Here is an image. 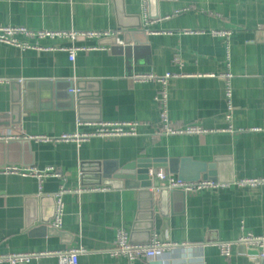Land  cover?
<instances>
[{"label":"crops","instance_id":"1","mask_svg":"<svg viewBox=\"0 0 264 264\" xmlns=\"http://www.w3.org/2000/svg\"><path fill=\"white\" fill-rule=\"evenodd\" d=\"M0 25L111 30L123 41L80 39L79 45L106 48L79 50L74 61L59 49L72 44L68 39H30L52 48L48 50L0 42V114L11 119L12 80L32 91L26 107L20 100V122L0 127V134L58 136L94 129L78 121L139 122L134 136L93 137L80 143L20 139L30 141L32 154L15 147L11 156L21 163L6 166L38 171L53 167L60 175L0 172V253L82 247L78 264H131L110 254L123 229L133 243L156 235L178 244L134 264H264L238 245L230 257L218 247L247 233L264 236V183H239L264 178V0H0ZM137 72L179 74L167 82L170 123L208 131L162 133L156 100L160 83L135 82L131 75ZM69 82L74 92L78 83L84 88L81 107H70L65 94ZM4 153L0 146V164ZM182 157L215 162L220 186L155 192L148 208L139 188L124 184L85 190L80 184L82 162L99 163L101 174H119L131 182L139 158ZM62 187L71 191L63 195L58 233L51 231L52 196ZM41 217L49 220L44 233L34 231L43 225ZM19 264L59 260L44 254Z\"/></svg>","mask_w":264,"mask_h":264},{"label":"built area","instance_id":"2","mask_svg":"<svg viewBox=\"0 0 264 264\" xmlns=\"http://www.w3.org/2000/svg\"><path fill=\"white\" fill-rule=\"evenodd\" d=\"M180 11V10H178ZM215 34L222 36H230L231 31L227 30H214ZM23 36L24 39H20ZM116 38V42L123 44L115 31L111 30H33L25 26H2L0 25V42L13 45L22 49L34 48V49H52L45 46H41L38 41L33 43L30 39H42V38H62L68 39L72 44L68 47H60L61 50H66L69 53V58L71 61L75 60L76 54L79 50H95V49H105L106 46L103 44L94 46H85L77 44L80 39H90L96 38L98 40H103L106 38ZM179 74L167 72L164 75H159L154 72H137L131 75V78L135 82H149L157 81L160 83V90L156 95V100L160 104V120L158 123L159 130L164 134H201L206 133L208 130L198 126V125H187L184 127L173 126L169 121L168 111H167V82L170 78L176 77ZM229 95V92H228ZM80 124L93 125L94 129L90 131H76L72 133H63L58 136H47V135H23L17 134L10 131L3 132L0 134V140L11 141L20 139H34L39 141H50V142H62V141H76L78 143L82 141L89 140L93 137H104L113 138L119 136H134L138 134L139 122L134 121H89L82 122L78 121ZM1 173H12L21 174L23 176L34 175L39 178L44 176L54 175L59 176L60 174L54 170L53 167H49L44 171H38L34 168H22L17 165H9L0 169ZM151 175L155 177L158 181V186L154 187L155 192H159L162 189H179L184 192H196L203 189L216 188L220 186V183L209 180L200 179L198 181H184L179 179L176 175L170 173L169 171L161 168L154 175L151 171ZM240 184H263L264 178H253L244 179L239 182ZM85 190H97L99 187L88 186L84 188ZM71 191L68 188L62 187L56 194V213L53 219V226L59 228L62 224V216L64 210L63 195L66 192ZM245 244L248 248L259 249V256H264V236H257L251 233L243 234L234 241H225L218 244L219 250L222 255L230 257L232 255V250L235 245ZM178 245L176 242L164 241L159 239L156 235L150 237L148 242L145 243H133L128 233L119 229L117 238L115 240L114 248L111 249L110 254L113 257L124 256L128 258L131 264L137 259H146L161 256L167 250ZM82 247H70L61 250H55L50 252H10V253H0V263L7 262L9 264H19L22 262H28L32 258L38 255H56L59 260V264H78L79 255L83 252Z\"/></svg>","mask_w":264,"mask_h":264},{"label":"water","instance_id":"3","mask_svg":"<svg viewBox=\"0 0 264 264\" xmlns=\"http://www.w3.org/2000/svg\"><path fill=\"white\" fill-rule=\"evenodd\" d=\"M137 28H140L141 24L136 25ZM12 86V110L10 117L8 119L7 114H0V127H10L13 124H18L20 122L19 119V104L20 100H24V107H26V98L29 97L32 91H29V86L27 84L23 85L18 80H12L10 82ZM75 86L73 83L69 82L67 86L66 97L70 99V107L74 108L75 105L78 107L82 106V102L85 98L84 88L78 85L76 86V91L74 92ZM57 97H58V92ZM34 96V94H33ZM82 117V114L80 115ZM0 146L2 150H5V158L4 161L0 164V168L5 167L7 163H21L20 160L14 159L11 156L13 152L16 150L15 147L24 149L32 154L31 144L29 140H12V141H0ZM24 164L33 165L34 162H24ZM134 171L130 176L132 179L131 182L123 181L122 179H127L128 177H122L119 174H115V176L110 175L109 173L101 174L99 172V163H89L82 162L81 163V176H80V184L83 187L88 186H101V185H110L112 187H120V186H133L135 188H139V193L142 198L146 201L148 208L152 207L154 204L155 191L151 190L152 188L158 186V181L155 177L151 175V171L155 175L157 171L161 168L167 169L170 173L176 175L179 179L184 181H198L200 179H209L212 181H218V173H217V164L201 162L193 160L189 157L182 158H139L134 163ZM168 191V189H162L158 193H164ZM44 198L41 199V202ZM53 202L55 204L54 216L56 213V199L55 196H52ZM35 202L37 198L33 199ZM39 200V199H38ZM53 216V218H54ZM36 218V216H35ZM32 223V221H29ZM28 223V224H29ZM42 226L35 228V232L44 233L47 232V224L49 220L45 217H41ZM54 227V226H53ZM150 230L153 229V226L150 225L148 227ZM149 230V231H150ZM58 233H61L57 227H54L53 230ZM151 235L149 236L150 239ZM149 239L146 241L148 242ZM241 249H244L245 253L250 256H253L258 261L264 260V256H259V249L256 248H248L245 244H238Z\"/></svg>","mask_w":264,"mask_h":264}]
</instances>
